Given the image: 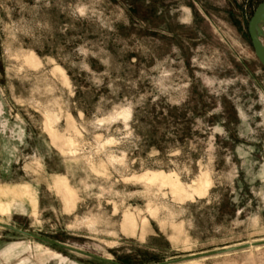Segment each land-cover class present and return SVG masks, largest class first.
Here are the masks:
<instances>
[{
	"label": "rangeland",
	"instance_id": "rangeland-1",
	"mask_svg": "<svg viewBox=\"0 0 264 264\" xmlns=\"http://www.w3.org/2000/svg\"><path fill=\"white\" fill-rule=\"evenodd\" d=\"M261 1L0 0V264H264Z\"/></svg>",
	"mask_w": 264,
	"mask_h": 264
},
{
	"label": "water",
	"instance_id": "water-1",
	"mask_svg": "<svg viewBox=\"0 0 264 264\" xmlns=\"http://www.w3.org/2000/svg\"><path fill=\"white\" fill-rule=\"evenodd\" d=\"M264 17V0H262L254 10L248 24V33L249 37L255 52V55L257 56L259 62L264 68V49L260 46V44L257 41L256 38V30H257V25L258 22L261 18ZM7 226V225H5ZM247 244L244 245H237L231 248H228V250H237V249H243L247 247Z\"/></svg>",
	"mask_w": 264,
	"mask_h": 264
},
{
	"label": "trees",
	"instance_id": "trees-1",
	"mask_svg": "<svg viewBox=\"0 0 264 264\" xmlns=\"http://www.w3.org/2000/svg\"><path fill=\"white\" fill-rule=\"evenodd\" d=\"M128 2V12L130 16L144 17L141 13V0H126ZM168 111L174 112L178 108L176 106H168Z\"/></svg>",
	"mask_w": 264,
	"mask_h": 264
},
{
	"label": "bare ground",
	"instance_id": "bare-ground-1",
	"mask_svg": "<svg viewBox=\"0 0 264 264\" xmlns=\"http://www.w3.org/2000/svg\"><path fill=\"white\" fill-rule=\"evenodd\" d=\"M256 38L260 46L263 48L264 44V17L261 18L257 25ZM264 49V48H263Z\"/></svg>",
	"mask_w": 264,
	"mask_h": 264
}]
</instances>
